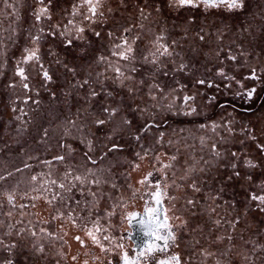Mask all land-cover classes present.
Wrapping results in <instances>:
<instances>
[{"label": "flooded vegetation", "instance_id": "obj_1", "mask_svg": "<svg viewBox=\"0 0 264 264\" xmlns=\"http://www.w3.org/2000/svg\"><path fill=\"white\" fill-rule=\"evenodd\" d=\"M48 2L44 0V5ZM80 3L51 0V20L38 22L35 13L43 6L39 0H0V264H125V253L129 262L145 264L138 247L150 238L139 221L152 220L150 208L160 209V221L167 217L177 237L166 252L153 254L156 260L177 254L181 264H264V212L249 199L264 194L260 187L264 151L257 147L264 145V0H246L240 11L223 6L205 10L203 5L178 11L165 8L147 21L139 16L144 0L123 4L101 0L102 22L92 25L101 38L86 31L87 43L76 41L65 48L59 36L45 35L38 54L52 79L44 81L35 62H29L19 65L28 75L22 82L16 70L24 49L37 47L32 37L40 34L39 29L47 33L51 25L66 24L73 5ZM80 11L87 12V7ZM80 19L76 17L77 22ZM189 19L192 23H187ZM165 26L162 42L173 55L160 57L158 64L146 63ZM128 27L132 32L124 35L139 37L132 62L111 56L113 41L108 36L112 32L119 37ZM229 54H237V60L227 59ZM101 56L119 63L133 77L125 81L133 92L104 78L118 74L97 63ZM57 57L62 63L56 62ZM181 63L186 69L178 70ZM63 64L74 68L76 75ZM133 66L137 71L130 72ZM221 69L235 79L217 75ZM252 69L259 79L247 78ZM97 73L104 74L100 77L103 90L93 83L99 93L95 98L88 95L87 86L73 87L77 80H96ZM153 84L160 87L150 94ZM252 88L256 91L251 99L237 95ZM186 95L195 100L185 105ZM213 96L216 99L210 102ZM173 102L176 108L169 111L167 106ZM105 107L119 111L97 125V119L107 117ZM189 107L198 114L185 116L179 111ZM213 123L220 125L215 131ZM148 125L155 126L144 131ZM138 134L140 140L135 139ZM222 138L227 142L221 143ZM87 141L92 143L91 152ZM213 143L223 159L213 156ZM113 144L119 147L109 151ZM232 152L239 156L233 158ZM245 160L257 166L248 168ZM232 162L242 178L228 181ZM66 173H71L67 179ZM73 176L88 179L80 184ZM193 180L201 192L192 191ZM70 181L75 187L68 191ZM190 199L199 203L188 204ZM234 219L239 222L233 228L229 222ZM34 245L42 246L43 253Z\"/></svg>", "mask_w": 264, "mask_h": 264}, {"label": "snow or ice", "instance_id": "obj_2", "mask_svg": "<svg viewBox=\"0 0 264 264\" xmlns=\"http://www.w3.org/2000/svg\"><path fill=\"white\" fill-rule=\"evenodd\" d=\"M39 2L43 5L42 7L39 8L37 13H35V18L38 22H40L42 19L43 20H51V14L49 12V7L51 4V0H49L47 5H44V0H39ZM245 2L246 0H144V4L142 6H139V16L141 21H147L149 18L152 16V13L155 12L158 16L161 15L164 11L165 8L170 9V10H176L178 11L181 8H198L201 5H203L205 10H208L210 8H219L221 6L225 7L227 10L232 11H240L243 10L245 7ZM121 3H124V0H121ZM87 7V12L81 13L80 8L81 7ZM101 8V0H81L80 4L73 5L72 12H71V18L68 19L66 24H55L51 25L49 28V31L47 33L44 32L43 29H39V35H36L32 37V42L33 44H36L37 47L34 49H28L25 48L24 52L25 55L22 58L21 61L18 62V67L16 70V75H18L21 78V81H27L28 80V75L25 73V68L22 66H19L21 64H28L29 62H35V64L38 66L41 78L44 81H51L52 76L49 74L48 69L43 65L41 62V57L39 56V47L38 44L40 40L45 36H59L62 38V42L65 46V48H71L76 41H81L87 43V37L85 36L86 31H92L93 35L97 37L98 39L101 38V32L100 31H95L92 29V25L97 23V22H102V18L104 16V13L100 11ZM76 17H80V21L77 22ZM84 21H87V24L84 23ZM158 23V21H157ZM187 23H192V20L189 19ZM140 27H144L143 23H140ZM167 31L166 26L161 28V34L156 37V45H155V51L151 52L149 55L151 59L145 58L146 63H152V64H158L160 62V57H171L173 55V52L169 50V46L162 41L165 40L164 33ZM203 29H201V32ZM132 28H124L122 30V34L119 37H116L114 33L109 32L108 36L110 39H112L113 43L111 45V56L113 57H118L119 60L123 61H129L132 62L135 60V55H134V48L133 45L136 42V39L139 37H136L135 39H130L127 35H124L123 33H131ZM200 40H205L204 35H199ZM119 41V42H116ZM175 44V41L173 42ZM51 52V50H50ZM52 55H56L54 52H51ZM244 53H240V55H243ZM178 55V54H177ZM227 59H230L232 61L237 60V54H229L227 56ZM57 63H62L59 60V57H57L56 60ZM97 63L101 64H107L109 67L112 68V71L117 73L118 75L114 78H109V77H104L105 79H112L113 83H119L122 86L127 87L128 91L131 93L133 92V88L126 85L125 81H133V77L130 74H126L124 71L121 70L122 66L119 63L113 64L112 60H110L108 57L101 56L98 58ZM65 67L66 71H70L73 76L76 75V70L74 68H70L67 64H63ZM187 65L184 63H181L178 67V70H184L186 69ZM157 71H161L159 67L156 69ZM137 69L133 66L130 68V72H135ZM103 73H97V79L94 81H90L89 78H85L83 81L77 80L74 84L73 87L75 88H83L85 86L88 87L89 93L88 95L92 98H95L99 93L92 88L93 83H98L101 85V88L103 90V82L100 80V77L103 76ZM217 75L220 77L232 81L235 79L233 76L227 75L223 69L219 70ZM91 76V73H89V77ZM248 79H259V76L257 75L256 69H252L251 74ZM140 84H143L144 81H140ZM199 84H206L208 87H212L213 85L211 83L206 82L205 80H199ZM237 83H240L237 81ZM23 87L25 89L29 88L28 83H23ZM160 86L158 84H153L151 85L149 92L151 94V91L153 88H159ZM241 88H243V84H241ZM138 91V89H136ZM256 89L252 88L250 90H247L246 92H241L237 93V95H245L248 99H251L253 94L255 93ZM106 96L111 97L112 92H106ZM153 100L156 99L155 95H152L151 97ZM215 97L213 96L211 98L210 102L215 101ZM195 96H189L186 95L183 97V101L185 105H188L189 101H194ZM168 110L172 111L176 108L174 102L170 103L168 106ZM221 107H226L225 105H221ZM103 112L107 113L106 119H97L96 123L97 125H104L108 121H110L116 113L119 111L118 108L113 109L110 107H105L102 109ZM179 111H182L185 116L188 115H193V114H198L197 110L195 107H189L188 110H183L180 109ZM125 123H129L130 121H125ZM232 121L228 122V125H230ZM228 125H225L227 131L229 133L232 132V128L229 127ZM155 125H148L144 131H147L148 128H151ZM201 127H205V125H201ZM220 125L217 123H213L212 129L215 131V129L219 128ZM249 132L251 131L250 129L248 130ZM163 135V134H161ZM135 139L140 140L141 137L138 134ZM251 139H255V136H251ZM227 140L223 139L221 140V143H226ZM88 149L89 152L93 151L92 143L91 141H87ZM118 145L113 144L112 147L109 149V151H114L118 148ZM257 147L261 150L264 151V145L258 144ZM212 154L214 157L221 158L223 159V153L217 150L216 144L213 143L212 145ZM87 155V154H86ZM139 156V153L137 154ZM230 155L233 158H236L239 156L238 153L232 152ZM143 158V157H141ZM57 159H63V157H57ZM89 159H91L89 157ZM173 160L176 159L175 156L172 157ZM95 163V161H92ZM204 163L207 165L209 161H204ZM245 165L248 168H255L257 165L253 163L252 160H245ZM232 169V172L226 177L228 181L233 180L234 178H242L240 172L237 170V164L235 162H232L229 165ZM165 167H171V165H165ZM206 169L201 168L199 171L204 172ZM191 171H195V169H191ZM71 173H66L65 174V179H67ZM91 175H95L94 173H91ZM151 175V173H149ZM248 180H251V176L245 177ZM33 180L36 179L35 176L32 177ZM73 180L78 181L80 184H84L87 182V176H73ZM95 183L99 184V180L94 181ZM52 183H55L53 181ZM61 188H64L65 185L63 183L60 184ZM75 187L74 184H69V187L66 189L68 191H71V188ZM157 187H159L157 185ZM190 187L193 192L199 193L202 191L201 186L193 180L190 184ZM262 189H264V184L260 186ZM222 190V189H221ZM92 195H95V193H92ZM161 193L157 191L155 193V198H156V203L160 204L161 203ZM9 202H12V197H8ZM210 199H215L214 197H210ZM251 201L256 202V209L260 212H264V194H253L249 198ZM199 203V201H194V200H188V204H196ZM231 206V205H230ZM147 211L152 215V220L145 222L144 220H140L139 224L144 232L145 235H147L150 239L146 244H144L142 247H138L140 250L138 251V256L144 258L145 264H181V259L180 256L177 254H172L170 257L167 259H161V260H156V257L153 255L156 252H161L164 253L167 251V249L170 246L175 245V241L177 239L174 231L172 230L171 226L167 223V217H165L164 221L161 222L159 217H160V209L158 208H150L147 209ZM211 211L215 212L216 208L212 207ZM238 219L232 220L230 223L231 227H235L236 223H238ZM216 224H220V220H216ZM177 227H183V225H177ZM161 229H164L165 232L162 234ZM131 235V234H129ZM231 239V237H228ZM77 240H80L79 237L76 238ZM94 241H96L95 236L92 237ZM107 239V237H105ZM157 241L162 242V244H158ZM83 244V241H80ZM99 243L98 241H96ZM2 243V241H0ZM122 247V245H121ZM34 248L36 251L43 253L44 249L42 246H36L34 245ZM75 259V258H74ZM124 260L125 264H135V262H129L127 253L124 254ZM9 264L11 262L9 261ZM111 264V262H110Z\"/></svg>", "mask_w": 264, "mask_h": 264}]
</instances>
